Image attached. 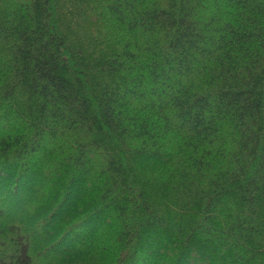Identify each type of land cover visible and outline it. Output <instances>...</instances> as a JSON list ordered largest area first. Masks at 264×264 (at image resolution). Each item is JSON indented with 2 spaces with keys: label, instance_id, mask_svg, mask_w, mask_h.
<instances>
[{
  "label": "trees",
  "instance_id": "obj_1",
  "mask_svg": "<svg viewBox=\"0 0 264 264\" xmlns=\"http://www.w3.org/2000/svg\"><path fill=\"white\" fill-rule=\"evenodd\" d=\"M0 264H264V0H0Z\"/></svg>",
  "mask_w": 264,
  "mask_h": 264
},
{
  "label": "rangeland",
  "instance_id": "obj_2",
  "mask_svg": "<svg viewBox=\"0 0 264 264\" xmlns=\"http://www.w3.org/2000/svg\"><path fill=\"white\" fill-rule=\"evenodd\" d=\"M78 193V191H77ZM44 194V191H43ZM32 196H30L28 199L30 201H34L35 199H37L39 197V190L36 188L33 191V194H31ZM69 208L64 209L62 212L67 211ZM56 221V220H55ZM55 221L50 222V224L54 223ZM105 223L104 222H98L93 229L86 231L83 235H81V237H79V241L81 242V245H83V247H86L90 244V239L92 237H97L98 234H101L104 230H105ZM71 241V239H70ZM77 247L81 248L82 246H78Z\"/></svg>",
  "mask_w": 264,
  "mask_h": 264
}]
</instances>
